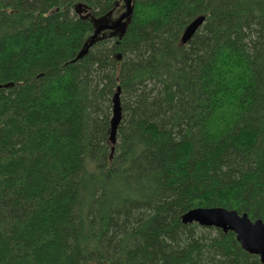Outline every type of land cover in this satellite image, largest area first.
<instances>
[{
  "label": "trees",
  "instance_id": "16d2710c",
  "mask_svg": "<svg viewBox=\"0 0 264 264\" xmlns=\"http://www.w3.org/2000/svg\"><path fill=\"white\" fill-rule=\"evenodd\" d=\"M120 4L0 0V264H264L182 220L264 222V0H133L78 58Z\"/></svg>",
  "mask_w": 264,
  "mask_h": 264
},
{
  "label": "water",
  "instance_id": "95a60500",
  "mask_svg": "<svg viewBox=\"0 0 264 264\" xmlns=\"http://www.w3.org/2000/svg\"><path fill=\"white\" fill-rule=\"evenodd\" d=\"M124 13L115 24L99 23L93 33L91 42L80 53L78 58L85 55L95 40L103 31H116L123 28L124 22L130 18L133 11V0H123ZM205 21V16L198 17L184 31L181 42L187 44ZM121 121L120 89L113 98V116L110 126V143L116 144V136ZM184 224L196 223L201 227L217 228L224 232H233L242 249L247 253L259 256L264 263V222L261 220L251 221L246 214L239 215L236 211L223 208H197L190 210L182 217Z\"/></svg>",
  "mask_w": 264,
  "mask_h": 264
},
{
  "label": "rangeland",
  "instance_id": "374dc122",
  "mask_svg": "<svg viewBox=\"0 0 264 264\" xmlns=\"http://www.w3.org/2000/svg\"><path fill=\"white\" fill-rule=\"evenodd\" d=\"M117 9L118 10H117V14L116 15L105 18L103 22L106 23V24H111V25L115 24L116 21L118 20V18L124 13L125 7H123V5L120 4Z\"/></svg>",
  "mask_w": 264,
  "mask_h": 264
}]
</instances>
